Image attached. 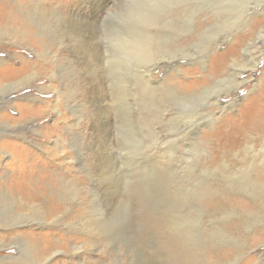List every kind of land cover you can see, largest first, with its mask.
I'll return each instance as SVG.
<instances>
[{
  "label": "rangeland",
  "instance_id": "obj_1",
  "mask_svg": "<svg viewBox=\"0 0 264 264\" xmlns=\"http://www.w3.org/2000/svg\"><path fill=\"white\" fill-rule=\"evenodd\" d=\"M149 1L41 0L46 20L30 13L33 9L26 7L29 3L25 7L18 5L11 12L19 32L25 29L26 34L19 36L17 43L0 44V53L4 54L0 56L3 59L0 73L6 74L1 80L10 83L30 72L31 78L21 83L20 89L0 96L1 113L10 119L8 124L16 125L0 128V166L3 167L0 180L6 184L11 180L13 173L6 168H13L8 163L14 160L17 164L14 172L21 181L14 180L17 183L13 191L17 195L34 193L32 203L41 206L31 211L41 210V213L36 217L18 216L25 209L16 206L18 212H15L9 202H0V264L22 258L27 252L21 248L22 242L31 246L36 261L46 264H230L234 258L236 243L216 235L219 232L216 227L252 208L243 207L241 211L239 207L233 209L237 203L230 204L232 211L224 214L219 212V198L231 195L225 192L227 188L237 194V188L245 183L223 182L218 173L199 171L206 166L211 170L217 166L225 169L221 168L224 161L235 169L253 159L245 156L248 143L253 142L256 149L262 146V127L256 126L259 131L251 132L239 119L241 113L245 117L246 113H253L254 106H248L249 101L262 98L259 93L264 90V53L257 69L240 76L250 77V82L236 96L221 95L222 104L234 102L233 107L218 112L214 107L217 113L212 117L214 123L209 121V115L196 117L203 139L198 141L199 148L187 151L180 146L173 150L170 141L180 131H169L168 125L162 127L158 122L166 107H169L165 111L167 117L174 115V103L166 96L164 85L188 90L185 82L201 79L210 72L211 76L216 75L212 66L218 68L222 55H226V64L230 65L231 49L238 42L243 48L264 27V11L260 12L264 3L168 0L158 10L179 19L177 11L187 8L185 3H191L187 14L193 15V22L188 19L179 20L180 24L172 22L164 36H169V41L176 34L182 36L177 45L163 40L170 52L157 51L152 58L137 62L127 56L118 42L123 32L140 25L138 21L132 23L131 15L138 9L142 11L141 7ZM16 2L11 0L13 6ZM173 8L176 13L172 12ZM56 14L61 18L59 22ZM248 16L246 27L244 20ZM152 29L161 33L162 26L158 24ZM193 29L195 37L186 38ZM205 30L209 36L203 37L202 44L188 46ZM66 35L76 36L78 41L68 42ZM208 41L210 45L206 48ZM253 49V55L259 54V48ZM240 50L235 56L238 62L244 57ZM133 68L130 74L129 69ZM205 86L198 85L199 89ZM209 100L213 101L214 97ZM21 109L26 111L22 121ZM154 125H158L160 135L168 142L162 143L160 138L159 146L148 145ZM155 136L150 139H156ZM189 139L200 138L191 135ZM17 151L27 157L15 160L12 155ZM235 152L238 159H246L244 163L237 160ZM182 158L191 164L180 163ZM43 171L44 179L39 175ZM62 171L66 177L62 173L61 179L66 180L58 182V173ZM239 193L237 196L247 201L253 197L249 192ZM240 219L243 249L239 263L235 264H264V236L250 243L245 237L247 227L257 237L258 228H264V219L255 222L244 215ZM28 229L33 235L24 234ZM20 232L26 240L14 241L13 237ZM222 250L226 252L221 253Z\"/></svg>",
  "mask_w": 264,
  "mask_h": 264
},
{
  "label": "bare ground",
  "instance_id": "obj_2",
  "mask_svg": "<svg viewBox=\"0 0 264 264\" xmlns=\"http://www.w3.org/2000/svg\"><path fill=\"white\" fill-rule=\"evenodd\" d=\"M167 1L168 0H150L147 5H145L144 7L143 6L141 7V8H143L142 11L140 9H138L137 12L134 15H131L130 20H132V23H133V21H138L140 23V25L136 26L134 28L130 27L127 31L123 32L121 34V36H120L121 41L118 42V44L122 43V45H123V47L125 49V52H126L128 57L134 58V60L137 61V62H143L146 59L152 58L153 54L155 52H157V51L166 50L167 52H170V50L167 48L168 44L166 46L162 42L163 40H168L169 39V36L168 37L164 36V35L168 34L167 32H169V31H167V28L172 26L171 23L175 22V21L180 24L179 20H182V22H184L185 20L188 19V21L191 22V20H192V22H193V15H192V17H190L187 14V8H189L193 4L185 3L187 8H180L179 9L180 11L179 10L177 11L178 14H179V19H177V17L176 18L173 17L174 16L173 14H170V15L164 14V10L163 9L158 10L159 5L160 4H164L165 2L167 3ZM237 2H238V0H237ZM248 2H249V0H248ZM13 3H11V0H0V44L1 43L3 44L4 41H10L12 43L13 42L17 43V42H19V40H18V38H20L19 36H22L23 34H26V31H24L25 29L24 30L22 29V31L19 32V30L17 28L18 25L17 24H16L17 26L15 25L16 18L13 16L12 13H13V9L15 7H18V5H21V6L25 7L24 4L27 5L29 3L26 7H28V6L32 7L33 12L30 11V13L37 14L39 16V18H41V20L42 19L43 20L47 19L46 18L47 14L44 11V7H41V3H42L41 0H24V1L23 0H17V2L15 3V6H13ZM239 3L240 2H238V4ZM258 3L259 4L264 3V0H258ZM169 4H170V1H169ZM196 5H197V3H196ZM153 9H157L158 11H155ZM246 9H248V8H246ZM255 11L252 12V13L255 14ZM262 11H264V5L261 6V11L260 12H262ZM155 12H157V13H155ZM172 12L176 13L174 8L172 9ZM193 14H194V12H193ZM248 14H249V12H248ZM237 17H238V15H237ZM55 18H56V21H58V22H59V20H61V18H60V16H58V14H56ZM249 21H250V18L248 16V18H245V20H244V23L246 24V27H248ZM158 24H160L162 26V31H161L162 34L160 32L155 33V31L152 29L153 27H157ZM192 32L194 34H192ZM192 32H190L191 34L188 35L186 38H191V37L194 38L195 37L194 29H193ZM205 33H207L206 30L204 31V34H202V35L201 34H198V35L196 34L199 37V39H196V40L194 39V41H191L188 44V46H196L195 44H202L204 42L203 41L204 40L203 37L206 36L205 37V39H206L209 36L208 34H205ZM173 36H174V34H173ZM181 37H179V35L176 34V36L173 38V40H171V41L168 40V41H169V43L172 42V43L177 45V43L179 42V39ZM66 39L68 40V42H71L73 40H74V42H75V40L78 41V37H76V36L74 37L73 35H69V36L66 35ZM174 40H176L177 42H175ZM208 42H207L206 48H209L210 42L209 43ZM237 44L239 45V42ZM238 45H236L235 47H233L231 49L232 50L231 54H232L233 58H231L232 62L230 63V65L227 66V64H226V62H227L226 55H222L221 59L217 63L218 64V68H217V65H215V66L213 65L212 66V69H213L212 71L213 72L215 71L213 74L216 73V75L211 76L212 72H210L211 74L206 73V74H204L202 76L201 79H197L196 78V79H194L191 82H185L186 83L185 87H187L188 90L184 89V87H178V86L177 87H172L171 85H170V87H168V84L164 85V87H166V89H165L166 96H168V99L171 102L174 103V110L172 111V114H174V115H170V116L167 117L168 114H166L165 111L169 110V107L168 108L166 107L164 109L161 108L162 109V113H161V116H160L161 119L159 120L158 123H160L162 127H163V125H168L167 128H168L169 131H180V132L177 133V135H176L177 137L174 140L172 139L170 141L171 145L173 147V150H175V148H179L180 146L183 147V149H187V151L194 150L195 148H199L200 145L198 144V141L202 142L203 139L201 138V136L199 134L200 124L197 123L199 118L196 120V117L202 118V117H207L209 115V119H210L209 121L211 123L212 122L214 123L215 120H212V117H214V115L217 114V113L214 112L215 111L214 107L216 108L217 112L220 111L222 108L226 109L228 106L233 107L234 102L230 103L228 105H223L222 102H221V95L222 94H227V95L229 94V96H230V95L234 94L236 96L238 91L242 88V86L244 84L250 82V80H249L250 77L241 79L240 76L242 74H244L245 72H247V71L257 69V67H258V65H259V63L261 61L260 55L264 53V27H262L260 30H258L256 37H253L252 40L249 41L247 44L245 43V46L243 48L239 47ZM240 48L243 51L242 55H244L242 62H240L241 60L238 62V60H236V58H235V56L239 55V52L241 51ZM253 48L254 49L255 48H259V52H258L259 54L253 55L252 52H251ZM0 60H3V59H0ZM228 60H229V57H228ZM219 62H221V64H222L221 67L219 66ZM136 68H140L141 69L142 66H139V67L136 66ZM133 70H134V68L133 69H129L130 74L133 73ZM0 72H2V71H0ZM147 72L148 71L145 70V74ZM8 74H9V72H7V76H8ZM29 74L25 75L24 77H21L20 79H16V80H13V81L11 80V82L9 83V81H2L1 80L3 78V76L4 77L6 76V74H3V76H2V74L0 73V96L2 94L6 95V94H9L12 91L20 89V86L22 85L21 83L25 84L26 82H28L30 80L31 74L30 75ZM33 76H34V74H33ZM138 82L143 86V88H142V86L140 85L142 89L146 88V86L142 82H140L139 78H138ZM149 82H150V80H149ZM199 83L204 84L206 86L205 87H201L202 89H199V87H198ZM44 89L45 88H41L40 90H44ZM186 91H188V92H186ZM259 96H261L262 98H260L259 100L253 99V100L249 101L248 106H250V105L254 106L251 109L253 111V113H251V114H247L246 113V117L244 116L243 113H241L240 119H239L240 124L242 126H244V127L247 126V128H251L252 129V130L250 129L251 132L252 131H259L257 129V127H262V128H260V130H264V105H263V102H264V90H262L259 93ZM211 97L212 98L214 97L213 101L209 100ZM171 102H169V103L171 104ZM212 105H213V110H212V107H211ZM25 107H27V106H25ZM25 112H26L25 110L21 109L20 110V116L22 117ZM8 114L10 115V113H8ZM22 120H23V117L21 118V121ZM227 120H229V118ZM7 121H10V119L9 118L8 119L5 118V113H1V111H0V128H3V126H5V125H8V126L10 125L12 127H16L15 123L11 124V122H10V124H8ZM194 121H196V122H194ZM146 124L148 125V123H146ZM232 126H236V124H234ZM157 127H158V125H154L153 126L152 136L151 137L156 135L155 136L156 139H154V138L150 139L151 137H149V141H148L149 142L148 143L149 146H152V144L153 145L155 144L156 146L157 145L159 146L160 142H158V141L160 140V138H161V140H160L161 142L162 141L163 142H168L167 141L168 139L165 140L164 138H162L163 136L160 135V130ZM254 128H256V129H254ZM235 130L238 131L237 128ZM18 133H20V131ZM174 133L176 134V132H174ZM186 133H188V134H186ZM191 135L197 136L200 139L199 140H195V141H191L190 139L187 140V138L189 136H191ZM256 135H255V137H256ZM19 137L23 138L21 135ZM234 137L236 138V136H234ZM262 142H263V144H262V146L259 149H256L254 147V143L253 142L252 143H248L245 146V148H244V150L246 152L245 156L248 155V157H249L248 159L249 160H250V158H253V159L251 161L246 162V164H243L240 167H235V169H232V168H230L231 166L227 162L224 161L221 164V166H223L221 168H225V169H219L220 167L217 166V167H215L214 169L211 170L208 166L205 165L206 168H204V169L199 171L200 173H204V174L208 173L210 175L213 174V173H218L216 175L220 178V180L222 178L221 181H223V182L227 181V182L236 183V184L245 183V185L244 186L242 185L241 188H237V191H238V193L236 191L237 194L232 193V189L230 190V189L227 188L225 190V192L227 194L230 193L231 195H228V196L222 195V197L219 198L221 200V205H219L220 206L219 212H223L224 214H230V212L232 211V209L229 208V207H231L230 204L233 205V204L237 203V205H235L233 209L239 207V209H241V211H243V209H242L243 207L252 208L251 211H246L245 210V211H243L244 214H240L238 217H236V218H234L232 220L225 221L223 223L220 222L221 224L216 227L218 229L217 232L219 231L218 232L219 234L216 233V235H219L221 238H225V237L229 238L232 241H234V243H236V246H235L236 248L234 250L235 251L234 258L232 260H230V264L237 263L239 261V259L242 257L241 249H243V245H242V243L240 244V240H242V242H243L244 235H243V237H240V235H239L240 230H241V219H240L241 216L244 215V216H246L247 220L251 219V220H253L255 222L257 221V219H264V167H262L264 165V139L262 140ZM176 145L178 147H176ZM224 146H225V143H224ZM42 148H44V145H42ZM62 148H63V144L61 146V151H62ZM15 149L18 150V147H15ZM205 150H206V148H205ZM21 151H22V148H21ZM250 153H252L253 156ZM237 156H238V153L235 152V157L237 158ZM12 157H14L15 160H17V159L24 160V158L27 157V156H23L22 154H19L18 151H17L16 155H12ZM237 160L244 163V161L246 159L242 160V159H238L237 158ZM182 161H183V163L185 165H190L191 164L188 159H183L182 158L180 160V163H182ZM14 162L15 161L13 160L12 162L8 163V165L13 166V168H6V170L8 169V171H11L13 173V176H12L11 180L9 182H7V184L0 180V202L2 200H5V202H7V203L9 202L10 205L15 210V212H18L16 206L25 209L24 212H20L19 211L18 212L19 214H17L18 216H22V217L23 216L36 217V214L37 215L40 214L41 210L40 211L39 210L31 211V209L32 208L35 209L37 206H41V205L32 203L34 201V199H33L34 198V193L25 194V193H27V192H25L24 194H22L23 193L22 192L21 194L18 193L19 195H17L16 194L17 192L15 193L13 191L17 181L18 182L21 181V178L17 177L16 172H14L15 171L14 168L17 167V164L14 163ZM19 162L21 163V161H19ZM21 165H22V163H21ZM256 166H260V168L256 169ZM2 168L3 167L0 166V171L2 170ZM33 172H35V171H33ZM91 172H92V170H91ZM91 172L89 170V172H88L89 175H91ZM24 173H25V171H24ZM44 173H45L44 171H43V173L42 172L39 173L40 176L42 175L43 179L45 178L44 177V175H45ZM62 173H64L63 175H65V177H66V172L62 171V172L58 173V175L60 176V178L57 177L58 178V182H65V180H66V179H61V178H64L62 176ZM22 175H23V173H22ZM26 178H27V176H26ZM39 178H41V177H39ZM15 179L17 180L16 182L14 181ZM213 180H215V179H213ZM18 185H20V184H18ZM20 187L24 191H26L25 187H22V186H20ZM234 190H236V189H234ZM239 192H242V193L243 192H249L251 194V196H253V197L250 198V200L248 199L249 201H247V200L237 196L238 194H240ZM29 195H31V196H29ZM28 198H30L31 200L30 201L27 200ZM214 205H215V203H214ZM43 212H45V211H43ZM15 218H17V217L15 216ZM221 220H222V218H221ZM225 220H227V219H225ZM69 228H72V227H69ZM67 229H68V227H67ZM213 231H215V230H213ZM23 232H24V234H28V235L32 234L31 229H28V230L23 231ZM23 232L22 233L20 232L18 234L16 233L17 236L13 237L14 241L18 240V239H22L23 241H25L26 239L23 236L24 235ZM256 235H257V237H254L252 235V233L250 232V229L248 227L246 228L245 237L247 239H249V241H248L249 243L251 241L254 242L260 236H264V228L263 227L262 228H258V231H257ZM0 244H1V240H0ZM21 248H23V250L27 251V252H25L26 254L21 251ZM21 248H20V251L22 253H24L25 255L23 256V254H21L20 256H23V257H26V258L24 260H22L23 257L22 258L18 257L17 259H13V260H16V261H11V263H9V264H20V262H22V264H23L25 260H26V264H46V261H41L40 262V261H36L34 259V256H33L34 252L32 251L31 246L29 247L26 242H22ZM37 249H38V247H37ZM224 252H226V251H223V250L221 251V253H224ZM226 257H227L226 254H224L223 258L225 259ZM217 259L218 260L220 259L219 261H223V259L220 258L219 256H218ZM17 260H19V261H17ZM48 264H50V263H48ZM81 264H84V263L81 262Z\"/></svg>",
  "mask_w": 264,
  "mask_h": 264
},
{
  "label": "snow or ice",
  "instance_id": "obj_3",
  "mask_svg": "<svg viewBox=\"0 0 264 264\" xmlns=\"http://www.w3.org/2000/svg\"><path fill=\"white\" fill-rule=\"evenodd\" d=\"M4 54L3 53H0V56H3Z\"/></svg>",
  "mask_w": 264,
  "mask_h": 264
}]
</instances>
